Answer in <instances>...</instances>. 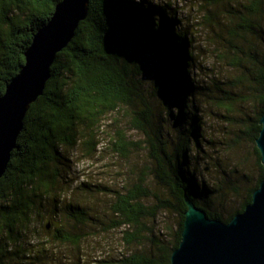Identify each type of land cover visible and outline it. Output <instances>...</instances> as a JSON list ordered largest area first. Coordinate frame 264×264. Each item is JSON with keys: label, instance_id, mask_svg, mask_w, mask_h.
<instances>
[{"label": "trees", "instance_id": "1", "mask_svg": "<svg viewBox=\"0 0 264 264\" xmlns=\"http://www.w3.org/2000/svg\"><path fill=\"white\" fill-rule=\"evenodd\" d=\"M59 1L0 0V96L24 65L25 51L50 21ZM204 1L211 10H206L201 22L211 29L210 41L218 46L219 59L239 72L224 80L213 79L210 87L200 85L192 75V40L188 32L180 31L167 6L146 0H88V16L56 55L43 94L30 105L0 179V264L32 256L26 245L39 236L38 224L47 242L78 248L82 241L78 233L87 225V215L81 202L67 201L62 221L60 204L74 191L82 195L109 190H92L87 183L74 185L69 157L80 149L93 155L96 136L110 116L112 123L120 116L129 118L131 129L144 138L150 161L148 178L110 192L113 225L131 229L123 240L139 246L123 260L125 264H170L171 253L181 241L184 195L210 219L223 223L251 202L264 180L255 144L264 114V0ZM223 8L224 27L219 18ZM206 100L220 110L225 124L237 129L223 152H234L243 137L249 142L255 179L248 180L240 172L242 162L220 168L223 177L218 182L201 176L203 143L214 146L205 139V123L199 117L203 111L198 105ZM249 105L255 106L252 114L246 111ZM110 143L121 157L135 144L119 128ZM237 177L246 179L243 193L232 182ZM228 191L241 195L237 206L231 205ZM228 202L231 207L225 206ZM170 213L176 221L165 228L163 237L170 235V240H162L149 230V223ZM145 241L148 251L141 249Z\"/></svg>", "mask_w": 264, "mask_h": 264}, {"label": "rangeland", "instance_id": "2", "mask_svg": "<svg viewBox=\"0 0 264 264\" xmlns=\"http://www.w3.org/2000/svg\"><path fill=\"white\" fill-rule=\"evenodd\" d=\"M153 4H159L168 7V13L174 15L179 21L181 30L189 33L193 51L194 64L192 75L202 86H208L213 79L228 78L231 75H238V71H232L227 62L219 59V48L210 41L211 29L203 26L202 16L207 9L211 7L205 4L204 0H146ZM219 12V18L222 26L225 24L223 14ZM224 27V26H223ZM220 33V32H219ZM218 49V50H216ZM149 83L151 78L147 76ZM246 111L252 114L255 110L254 105L246 106ZM199 114L204 124L205 139L213 142V147L208 145L206 140L203 143L205 153L202 154L199 161V169H202L201 176L207 182L215 183L222 179L221 169L230 168L233 164L241 163L239 167L242 174H245L248 180L257 177V169L252 154V148L249 142L242 138L238 141V146L232 153L223 152L226 148L224 144L230 138L234 139L233 134L237 129L225 124L219 115V109L209 100L203 101L198 105ZM120 116V115H119ZM126 117V116H125ZM118 118L117 123H112V117H108L99 130L96 141L98 146L93 155H89L83 149L71 152L69 157L70 179L74 185L87 183L92 190L97 188L108 189L100 193L79 191L69 194L60 204L59 216L62 221L66 220V210L64 205L69 203L75 204L81 202L86 213L87 225L83 226L78 234L82 235V241L78 248L74 246L63 245L58 243L47 242L40 234L41 224H38L39 236L31 238L26 246L31 257L25 256L23 259L12 260L8 264H125L124 259L129 257L137 250L139 246L127 244L124 240V233L131 231L127 227L116 228L113 221L116 217L112 215L110 205L113 202L112 191H122V187L138 183L139 179L148 178L150 161L147 156L146 146L143 143V136L136 130L131 129L128 117ZM120 129L126 136L127 141L134 144L128 149L126 157L115 154L112 150L111 141L115 140V131ZM219 164L221 167H217ZM232 179V182L240 188V193L244 192L246 179ZM149 187L157 191L156 187L149 182ZM229 192V191H228ZM114 195V194H112ZM231 205L237 206L242 200L241 195L229 192ZM225 206L231 207L230 203ZM89 217V218H88ZM176 221L174 214H162L155 224L149 223L153 234L164 240H170V235H166L165 228L173 225ZM45 221L43 223L45 224ZM72 223V222H71ZM76 230V229H75ZM73 231V230H72ZM76 232V231H75ZM147 235H150L148 233ZM145 246L141 249L149 250V242L145 241ZM36 256L40 257L37 259ZM44 256V257H43ZM42 257V258H41Z\"/></svg>", "mask_w": 264, "mask_h": 264}, {"label": "water", "instance_id": "3", "mask_svg": "<svg viewBox=\"0 0 264 264\" xmlns=\"http://www.w3.org/2000/svg\"><path fill=\"white\" fill-rule=\"evenodd\" d=\"M88 10V0L59 1L50 21L34 35L25 51L24 65L0 96V179L30 105L43 94L56 55L72 41ZM259 123L255 144L264 168V114ZM184 203L181 241L171 253L170 264H264V180L243 212L228 223L210 219L185 195Z\"/></svg>", "mask_w": 264, "mask_h": 264}]
</instances>
